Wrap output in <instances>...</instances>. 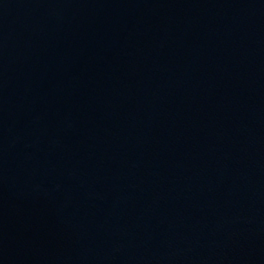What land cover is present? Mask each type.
Listing matches in <instances>:
<instances>
[{"label": "water", "instance_id": "1", "mask_svg": "<svg viewBox=\"0 0 264 264\" xmlns=\"http://www.w3.org/2000/svg\"><path fill=\"white\" fill-rule=\"evenodd\" d=\"M0 264H264V0H0Z\"/></svg>", "mask_w": 264, "mask_h": 264}]
</instances>
